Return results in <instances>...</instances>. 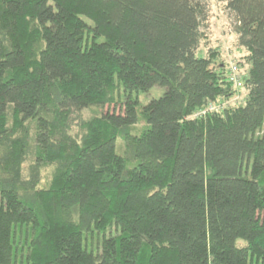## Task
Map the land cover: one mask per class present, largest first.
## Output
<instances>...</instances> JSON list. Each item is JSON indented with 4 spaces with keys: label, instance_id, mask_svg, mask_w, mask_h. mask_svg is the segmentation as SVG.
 <instances>
[{
    "label": "trees",
    "instance_id": "1",
    "mask_svg": "<svg viewBox=\"0 0 264 264\" xmlns=\"http://www.w3.org/2000/svg\"><path fill=\"white\" fill-rule=\"evenodd\" d=\"M226 2L240 86L202 0H0V264H264V0Z\"/></svg>",
    "mask_w": 264,
    "mask_h": 264
},
{
    "label": "rangeland",
    "instance_id": "2",
    "mask_svg": "<svg viewBox=\"0 0 264 264\" xmlns=\"http://www.w3.org/2000/svg\"><path fill=\"white\" fill-rule=\"evenodd\" d=\"M206 3L208 7V20L205 28L206 38L202 43L201 54L207 56L211 49H217L220 51L218 56V62L226 63L227 66L239 65L240 75H244L247 72L245 54L246 52L238 45V36L234 32V23L235 20L233 16L230 14V11L227 9L226 0H202ZM89 24L91 22L85 19ZM237 65V66H238ZM165 90L156 87L149 91L148 93H140L138 98L140 100V109L142 106H146L154 99H159L164 95ZM122 95L124 93L122 91ZM247 96L246 89H238L236 95L228 100H223L220 105L219 104H211L207 107L205 111H209V109L220 108L224 106L231 105H239L243 102V100ZM123 106L121 103L112 106H106L105 108H92L85 110L83 112V116L85 118H90L93 115L105 114L107 112H116L121 113ZM204 112L203 110H198L194 112L195 117L203 116L201 114ZM201 114V115H200ZM144 127V122H140L139 126L136 128V134L140 133V131ZM123 140L120 138L117 141V151L120 155H123ZM53 167H49L44 169L42 173V184L41 187H47L51 176H52Z\"/></svg>",
    "mask_w": 264,
    "mask_h": 264
},
{
    "label": "built area",
    "instance_id": "3",
    "mask_svg": "<svg viewBox=\"0 0 264 264\" xmlns=\"http://www.w3.org/2000/svg\"><path fill=\"white\" fill-rule=\"evenodd\" d=\"M232 72H233L232 81L235 83V86H240V78H239V75L237 73L238 69H237L236 66H232ZM216 109L217 108L213 107V109H209V111H213V110H216ZM205 113H207V111H204L201 114H205Z\"/></svg>",
    "mask_w": 264,
    "mask_h": 264
}]
</instances>
